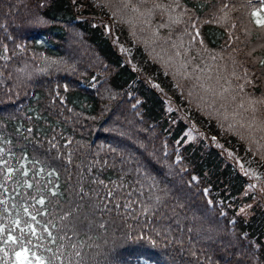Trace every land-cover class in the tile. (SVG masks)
Wrapping results in <instances>:
<instances>
[{"label": "trees", "instance_id": "16d2710c", "mask_svg": "<svg viewBox=\"0 0 264 264\" xmlns=\"http://www.w3.org/2000/svg\"><path fill=\"white\" fill-rule=\"evenodd\" d=\"M156 2L0 0V264H264V0Z\"/></svg>", "mask_w": 264, "mask_h": 264}, {"label": "snow or ice", "instance_id": "6c2138e0", "mask_svg": "<svg viewBox=\"0 0 264 264\" xmlns=\"http://www.w3.org/2000/svg\"><path fill=\"white\" fill-rule=\"evenodd\" d=\"M141 4H149L151 3V7L148 9L149 12H151L153 9H159V8H163L164 5L157 3L156 0H140ZM120 3L123 5V8L127 9L129 7L130 4V0H120ZM178 6V4H177ZM169 7H171V5H169ZM225 7H227V5H225ZM131 10L133 12H137L139 10V5H133ZM141 15H143V13H140ZM173 23H179V21H173ZM256 23L262 27H264V19H258L256 21ZM162 27L164 25H161ZM193 39H195V37H193ZM173 47H175V45H173ZM184 55L185 56V63H181L180 67L181 68H186L187 64L191 62V59H195V57H192L191 59H188L186 57V54L181 53L180 51H177L175 53L176 57H180ZM262 63H264V61H262ZM193 71L195 72L196 69H193ZM203 71V70H200ZM185 77L187 79H191V77L185 72L184 73ZM235 75V73H234ZM223 78L225 80V83H227V78L225 77H217V84H219L220 79ZM196 79H199V76L196 77ZM208 79H211V77H208ZM236 79L239 80L241 79L240 76H236ZM245 82L248 84H251L252 81L247 80L246 76H245ZM200 88H202L204 90V92L206 94H210L212 96V100L209 101H205V103H207L210 107L212 106L213 103L220 101L221 102V107L227 108L230 105H234V107L232 108L233 113H235L236 115H242V113L239 111L240 109H243L244 113H249L250 117H246L245 118V123H240L239 121H236L235 124L233 123H229L228 125V129H226V131L228 130H233L236 129V125L239 124V128L241 129H245V131H251L255 126H256V122L258 121L259 123V127H257V131L260 132H264V115L258 116L257 113L261 112L260 109V105H264V98L261 99H248L247 100V106H245V98L244 97H240L239 100H237V95L238 93L236 92L235 89H232L230 91L229 87H225L223 84H220L219 86V90L215 87H212L211 85L209 87H205L204 84H200L199 85ZM237 88L239 89L240 92H243L244 90V85L243 84H239L237 85ZM250 95V94H247ZM201 100H204V97L201 96L200 97ZM221 126L223 127V124H221ZM241 138L244 139V135L241 133ZM262 139H264V136L261 137ZM231 155V153H229ZM109 196H112V193L109 192L108 193ZM38 203H40L41 205L44 204L43 200H39ZM27 209H25V212L27 213ZM241 211H244L243 209H241ZM41 213H37V214H32L30 216L32 221H36L37 219V215H39ZM18 223V222H17ZM43 231L48 232L49 237H52V233L48 231V227H47V223L45 222L44 224L41 225ZM28 229H31V234L33 236L36 235V231L35 229L31 228L30 224H27L26 222V227L22 228L21 231L22 232H26ZM42 238V237H41ZM53 239H55V237H52ZM9 239H12L11 236H9ZM25 250H22L21 252H17L16 255L17 257H21L23 256ZM35 256V254H33ZM28 264H31V262L29 261Z\"/></svg>", "mask_w": 264, "mask_h": 264}, {"label": "rangeland", "instance_id": "374dc122", "mask_svg": "<svg viewBox=\"0 0 264 264\" xmlns=\"http://www.w3.org/2000/svg\"><path fill=\"white\" fill-rule=\"evenodd\" d=\"M249 189H255L256 193L259 194V197L264 199V185L263 184H259L256 186L247 185L246 190H249ZM250 204L251 203L249 202V203L241 205V207H239V209H237V211H236L237 214L242 216V217H247L248 207L250 206ZM241 209H243L244 211H241ZM263 246H264V238H263Z\"/></svg>", "mask_w": 264, "mask_h": 264}]
</instances>
